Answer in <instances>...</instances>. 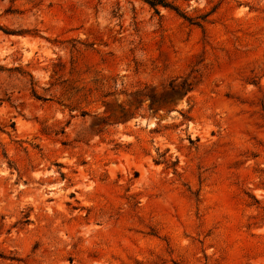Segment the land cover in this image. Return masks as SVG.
Instances as JSON below:
<instances>
[{
	"label": "rangeland",
	"instance_id": "1",
	"mask_svg": "<svg viewBox=\"0 0 264 264\" xmlns=\"http://www.w3.org/2000/svg\"><path fill=\"white\" fill-rule=\"evenodd\" d=\"M0 0V264H264V0Z\"/></svg>",
	"mask_w": 264,
	"mask_h": 264
},
{
	"label": "trees",
	"instance_id": "2",
	"mask_svg": "<svg viewBox=\"0 0 264 264\" xmlns=\"http://www.w3.org/2000/svg\"><path fill=\"white\" fill-rule=\"evenodd\" d=\"M143 1L153 8L156 6L169 7V5L164 0H143Z\"/></svg>",
	"mask_w": 264,
	"mask_h": 264
}]
</instances>
